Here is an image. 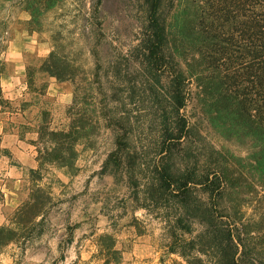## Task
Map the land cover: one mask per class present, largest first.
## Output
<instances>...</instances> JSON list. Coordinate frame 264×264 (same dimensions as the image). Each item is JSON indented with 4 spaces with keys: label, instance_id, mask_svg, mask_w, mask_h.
I'll return each instance as SVG.
<instances>
[{
    "label": "rangeland",
    "instance_id": "374dc122",
    "mask_svg": "<svg viewBox=\"0 0 264 264\" xmlns=\"http://www.w3.org/2000/svg\"><path fill=\"white\" fill-rule=\"evenodd\" d=\"M143 23L142 0H0V226L16 232L0 245V264H186L167 253L177 206L151 184L158 104L127 55ZM52 52L60 79L46 70ZM115 65L128 74L124 85L106 78ZM73 117L86 122L76 142L64 134ZM199 128L217 148L247 153L248 141L206 120ZM115 133L132 156L116 170L104 167ZM110 241L117 261L107 263L102 243Z\"/></svg>",
    "mask_w": 264,
    "mask_h": 264
},
{
    "label": "trees",
    "instance_id": "16d2710c",
    "mask_svg": "<svg viewBox=\"0 0 264 264\" xmlns=\"http://www.w3.org/2000/svg\"><path fill=\"white\" fill-rule=\"evenodd\" d=\"M142 3L144 23L127 55L137 58L136 81L148 86L158 104L151 184L160 194L168 192L178 209L167 253L186 264H264V0ZM48 60L46 70L62 78L53 52ZM106 78L111 85L129 79L116 65ZM77 97L75 90L69 110ZM110 120L103 121L108 128ZM203 120L227 139L248 141L247 153L217 148L200 130ZM85 124L73 117L63 133L76 142L86 134ZM114 146L104 167L116 170L132 156L122 134H114ZM60 150L53 149L55 160L71 168ZM249 196L252 213L246 217L242 208ZM15 234L0 226V245ZM102 245L105 262H116L111 241Z\"/></svg>",
    "mask_w": 264,
    "mask_h": 264
},
{
    "label": "crops",
    "instance_id": "0c3cea01",
    "mask_svg": "<svg viewBox=\"0 0 264 264\" xmlns=\"http://www.w3.org/2000/svg\"><path fill=\"white\" fill-rule=\"evenodd\" d=\"M0 133H3V130L2 129L0 130Z\"/></svg>",
    "mask_w": 264,
    "mask_h": 264
}]
</instances>
